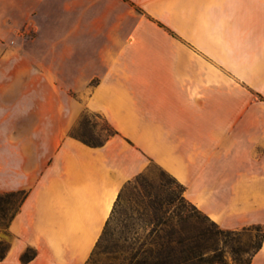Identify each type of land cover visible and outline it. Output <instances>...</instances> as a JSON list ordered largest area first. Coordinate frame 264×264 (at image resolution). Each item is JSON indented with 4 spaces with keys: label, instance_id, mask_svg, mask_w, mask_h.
Instances as JSON below:
<instances>
[{
    "label": "crops",
    "instance_id": "obj_1",
    "mask_svg": "<svg viewBox=\"0 0 264 264\" xmlns=\"http://www.w3.org/2000/svg\"><path fill=\"white\" fill-rule=\"evenodd\" d=\"M9 23L63 55L0 49V194L28 193L0 264H86L151 162L222 229L264 227V0H0ZM84 111L117 133L73 138Z\"/></svg>",
    "mask_w": 264,
    "mask_h": 264
},
{
    "label": "rangeland",
    "instance_id": "obj_2",
    "mask_svg": "<svg viewBox=\"0 0 264 264\" xmlns=\"http://www.w3.org/2000/svg\"><path fill=\"white\" fill-rule=\"evenodd\" d=\"M0 34H2V37L0 36V49L10 51L33 50L39 53V55H44V53L48 52H60L59 55H63L61 53L63 50L62 42L56 43L46 41L45 37L40 34L37 27L31 24L18 25L9 23L0 25ZM56 61L62 63L63 58H57ZM60 77L62 79V75H60ZM40 92L43 97H46L48 94V91L44 89ZM70 94L73 99L76 101L79 100V95L77 93L71 91ZM40 125L41 130H43L46 123L41 121ZM115 133L117 132L103 117L89 111H84L77 124L73 127L71 136L88 146L99 147L102 146L111 136H114ZM141 174L146 175L147 180L144 183V188L150 192V197L146 198L143 187H135V185L131 186V184L127 185L128 182L134 181L137 176L128 181L122 187L120 191L121 199L117 203L114 217L107 228V233L103 237V241L100 243V248L96 251L94 262L92 264L128 263L130 260L123 262V258H131V249H137L143 245H145L144 247H147L148 245H156L158 240H160V236L164 233L162 232L161 226L158 227L151 224L152 217L157 213L154 208H152L151 201L155 200V197L158 196L161 198L168 196V185L175 189V196L178 198V204L183 205L185 210L193 216L188 222V225L182 227V225L177 222V207L171 208L169 215L174 217V222L173 227L168 229V231L174 230L178 234L183 232H189L191 234L196 233L195 227L197 226L198 213L184 195L180 196V189L176 185L179 182L153 162L149 163L147 169ZM157 214L160 215L159 213ZM200 219H203V221L205 220L204 216L200 217ZM103 232L96 245L102 237ZM9 236L11 237L9 240L3 238H0V240L7 242L11 249L16 244V240L15 236L12 234H9ZM258 236L259 234L255 231L232 236L228 240V246L225 248V258L228 263H233L230 254L232 248L244 249L245 252L242 253L241 257L246 260L250 253H252L253 246L258 240ZM96 245L86 264L89 262L95 251ZM220 245H223V243L221 242ZM33 250L35 249L33 248Z\"/></svg>",
    "mask_w": 264,
    "mask_h": 264
},
{
    "label": "trees",
    "instance_id": "obj_3",
    "mask_svg": "<svg viewBox=\"0 0 264 264\" xmlns=\"http://www.w3.org/2000/svg\"><path fill=\"white\" fill-rule=\"evenodd\" d=\"M116 134V133H115ZM146 175H138L134 181L128 182L127 185L135 187H145ZM180 189V196L185 193V188L180 183L176 184ZM169 194L166 197H155V200L151 201L152 208L157 213L152 217L151 224L155 226H161L162 232L160 240L156 245H145L135 249H131V258L125 257L124 261L128 263L121 264H229L225 258L226 246L228 240L232 236H237L241 233H247L255 231L259 234L256 244L253 246V251L249 257L244 260L241 255L244 251L241 248H232L230 254L232 257V264H252L254 256L260 251L264 242V227L252 226L244 228L241 231H229L221 229L216 223L209 219L206 215L200 212L195 206H193L198 213L197 216V228L196 233H176L174 230L168 231L173 227L174 217L169 215L170 209L177 207L176 218L177 222L182 225H188L190 219L193 218L191 213L185 210L183 205H179L177 196H175V189L170 185L167 186ZM146 198L150 197V192L144 188ZM28 197V193L25 191L9 192L0 194V232L9 236V229L14 219L19 214L25 200ZM121 199V193L118 195L117 201L113 208V211L106 223L102 237L96 245L89 262H94L96 251L100 248V243L103 241V237L107 233L116 210L117 203ZM183 199V198H182ZM184 201V200H182ZM204 216L203 219L200 217ZM206 221V222H205ZM223 245H220V243ZM10 251V246L4 240H0V262H2ZM37 252L32 248L22 254L21 261L23 264L29 263L36 258ZM128 258V260H127ZM130 258V259H129Z\"/></svg>",
    "mask_w": 264,
    "mask_h": 264
},
{
    "label": "water",
    "instance_id": "obj_4",
    "mask_svg": "<svg viewBox=\"0 0 264 264\" xmlns=\"http://www.w3.org/2000/svg\"><path fill=\"white\" fill-rule=\"evenodd\" d=\"M0 238L6 239V240L10 239V237L6 235L5 233H0Z\"/></svg>",
    "mask_w": 264,
    "mask_h": 264
}]
</instances>
